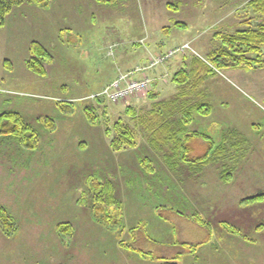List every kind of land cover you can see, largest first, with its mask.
<instances>
[{
  "label": "rangeland",
  "instance_id": "374dc122",
  "mask_svg": "<svg viewBox=\"0 0 264 264\" xmlns=\"http://www.w3.org/2000/svg\"><path fill=\"white\" fill-rule=\"evenodd\" d=\"M248 1L53 0L12 10L8 27L7 21L0 27V115L17 110L39 140L33 149L0 135V207L16 220L12 231L0 226V264H264V199L244 202L264 193V127L256 126L264 125V68L221 70L172 106L180 117L185 105L210 103L213 111L192 112L190 125L217 141L224 135L226 159L213 158L198 170L182 161L172 165V146L159 150L144 124L161 101L178 97L175 61L209 59L222 44L215 33H233ZM22 20L28 27L9 24ZM180 21L187 25L176 26ZM29 40L51 53L43 76L26 66ZM185 44L191 49L132 74L151 77L173 66L156 90L116 102L96 96L122 58L136 70L148 65V49ZM119 120L136 143L124 141L117 150ZM192 146L196 158L207 143L197 138ZM97 181L110 182L121 202L110 205L114 223L94 215ZM65 222L73 229L60 234ZM229 238L243 241L244 251Z\"/></svg>",
  "mask_w": 264,
  "mask_h": 264
},
{
  "label": "trees",
  "instance_id": "16d2710c",
  "mask_svg": "<svg viewBox=\"0 0 264 264\" xmlns=\"http://www.w3.org/2000/svg\"><path fill=\"white\" fill-rule=\"evenodd\" d=\"M53 0H0V27L5 26L7 18L16 6L23 4H36L39 7H46L52 4ZM171 3H169L170 5ZM172 8L179 9L176 4ZM246 11V12H244ZM241 12L238 27L233 33L216 32L214 37L221 41V45L215 48L209 55V59L202 60L196 56L184 58L182 67L174 72L172 81L178 84L179 90L175 100L161 101V105L151 112L152 118L150 121L144 120L145 128L152 132V138L156 141L159 150L171 149L172 153L167 152L168 162L172 165L177 162L187 163L189 166L198 170L199 167L208 165L213 158H227L229 150L225 148L224 135L223 140L217 141L213 135L198 128H191L190 125L195 118L192 117V112H197L203 117H206L213 111V106L208 102L195 103V105H185L184 115L177 117L173 111L176 107L175 101H181L188 94L198 93L207 78L215 77L224 69H250L264 68V0H249L247 9ZM250 11V12H248ZM249 13V14H248ZM178 27H184L187 23L180 21L175 23ZM170 26L166 27V32L170 31ZM30 53L26 59V66L35 74L45 75L47 68L45 61L51 59V53L40 41L35 40L30 44ZM175 94V95H176ZM156 95V94H155ZM154 95V96H155ZM156 97H159L158 95ZM104 97H98L100 102L104 101ZM173 108V109H172ZM93 109V108H92ZM88 113L91 121H95L96 117H92L94 110ZM177 109V108H176ZM128 113L136 117V112L133 108H128ZM174 113V114H173ZM263 122H258L257 127L263 129ZM120 133L119 137L122 142L115 141L116 149H120L125 142L136 143L134 132L130 127L125 126L123 120H119L115 126ZM0 135L17 138L23 145L30 148H37L39 140L38 131L32 124L25 122L24 117L17 110H5L0 115ZM197 138H202L207 143L204 154L198 155L196 158L191 156L193 152V142ZM220 142V143H219ZM241 152V151H240ZM149 158H143L142 161L149 163ZM150 165V164H149ZM192 169V168H191ZM200 169V168H199ZM226 180H232V175L228 172ZM95 194L94 215L106 224L115 222V214H111L110 205H120V201L116 198L112 184L101 183L99 181L93 183L92 187ZM264 199V193L255 194L244 199L246 203H252ZM15 217L5 207H0V226L6 232L16 228ZM199 222V221H198ZM73 225L70 222L60 223L57 230L60 234L70 232ZM234 232H238L235 228Z\"/></svg>",
  "mask_w": 264,
  "mask_h": 264
},
{
  "label": "built area",
  "instance_id": "2783aa9c",
  "mask_svg": "<svg viewBox=\"0 0 264 264\" xmlns=\"http://www.w3.org/2000/svg\"><path fill=\"white\" fill-rule=\"evenodd\" d=\"M191 49L189 44L177 46L171 48L168 52L159 53L155 56H152L148 59V65L144 68L137 67L134 71H129L126 74H121L114 81L105 86V88L98 92L96 96L108 98L114 102L125 100L128 97L138 95L143 92H149L153 87V79L146 74L143 77L135 79L132 74L137 71H142L148 68H154L161 63L168 61L171 56L178 52L186 51Z\"/></svg>",
  "mask_w": 264,
  "mask_h": 264
},
{
  "label": "crops",
  "instance_id": "0c3cea01",
  "mask_svg": "<svg viewBox=\"0 0 264 264\" xmlns=\"http://www.w3.org/2000/svg\"><path fill=\"white\" fill-rule=\"evenodd\" d=\"M26 8V6H23V9L22 10H24V12L27 10V9H25ZM31 8V7H30ZM22 10H18V11H20V13H22ZM12 13H14V12H12ZM12 13H11V15H12ZM8 18H10V15H9V17ZM23 21H25V20H22V21H17L19 24L17 25L15 22H12V23H10L9 22V24H14V25H16L17 26V29L19 30L20 28L21 29H23V27H28V24H26V23H24ZM7 25L5 26V27H3V28H7L8 27V19H7V23H6ZM16 28V27H15ZM2 28H0V30H1ZM21 32L22 31H19V32H16L17 34V36L18 37H14L12 40H14V39H16L17 38V40H16V42L18 43L19 42V36L21 35V37H22V35L23 34H21ZM32 40H29V41H27L26 42V44H27V48L29 47V43L31 42ZM17 43H15V44H17ZM14 44V45H15ZM11 47V46H10ZM10 47H8V48H10ZM14 46L12 45V47L11 48H13ZM148 55H154V54H157V53H159L160 52V50L158 51V50H150V49H148ZM182 63H184V57H182V61H175V68H181V66L180 65H182ZM130 65L128 64V62L126 61V60H124L123 58L120 60V65L118 66L119 68H118V71H114V73H113V75L115 76V77H117L118 75L117 74H119V73H126V71H128V70H133L131 67H129ZM173 66H167L166 67V65H164V67H163V69H162V71H160V74H156V73H154L153 75H151V77L154 79V90H156L155 88H157V85L159 86V84L161 83V81H166V79H167V76H168V68H172ZM173 74H174V72H173ZM173 74H172V77H173ZM142 76V75H141ZM115 77H112V78H110L111 80H109V78H108V80H109V83L112 81V80H114L115 79ZM109 83H107V84H109ZM106 85V84H105ZM104 85V86H105ZM104 86H103V88H104ZM161 86V85H160ZM159 86V87H160ZM260 119V118H259ZM256 122V121H255ZM254 124V123H253ZM228 240H232V242H233V244H232V247H238V248H240L241 250H243V244H244V242L243 241H241L240 239H232V238H229ZM245 245V244H244ZM217 250V249H216ZM244 251V250H243ZM213 254H215V256L214 257H212V260L214 259V260H219V258H217V257H219V255L218 254H216V253H213ZM211 262H213V261H211ZM213 264H216V263H214L213 262ZM218 264V263H217ZM224 264H226V263H224Z\"/></svg>",
  "mask_w": 264,
  "mask_h": 264
}]
</instances>
